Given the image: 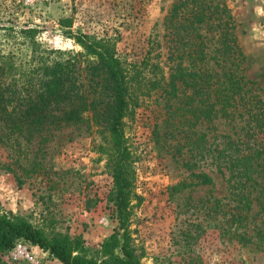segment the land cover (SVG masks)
<instances>
[{"label":"rangeland","instance_id":"1","mask_svg":"<svg viewBox=\"0 0 264 264\" xmlns=\"http://www.w3.org/2000/svg\"><path fill=\"white\" fill-rule=\"evenodd\" d=\"M224 1L245 57L242 74L264 99V0ZM176 2L0 0V57L8 59L0 63L13 65L7 82L22 79L41 57L51 65L65 61L68 52L83 55L76 39L80 35L108 44L128 80L119 146L108 131L92 124L65 127L45 143L40 138L30 145L19 140L23 146L13 150L0 145V216L22 217L48 238L77 240L72 255L95 264L122 257L119 237L114 247L103 248L117 226L107 199L120 149L129 182L127 225L138 264H264V225L256 215L258 208L250 212V219H256L238 230L229 229L227 218L218 223L215 217L221 215L215 214L211 198L229 196L228 174L219 173L210 161L201 163L212 182L196 184L198 179L183 165L187 155L174 151L177 142L166 133L170 63L165 18ZM245 121L246 117L230 120L218 114L196 131L207 132L209 142L219 143L225 135L241 143L247 141ZM17 158L26 169L34 162L44 176L28 179L14 163ZM17 242L55 260L37 245ZM3 259L0 254L4 263Z\"/></svg>","mask_w":264,"mask_h":264},{"label":"trees","instance_id":"2","mask_svg":"<svg viewBox=\"0 0 264 264\" xmlns=\"http://www.w3.org/2000/svg\"><path fill=\"white\" fill-rule=\"evenodd\" d=\"M165 24L170 63L165 123L166 133L177 142L174 151L187 155L183 165L198 179V185L212 182L202 172L201 163L210 161L219 173L228 174L229 196L211 198L215 214L221 215L215 217L218 223L223 224L227 218L224 222L229 229L238 230L257 207L256 215L264 225V99L242 74L245 57L225 1L177 0ZM76 39L84 49L83 55L68 52L65 61L51 65L41 57L18 81L7 82L13 65L6 60L0 63V145L13 150V146H23L19 140L30 145L40 138L45 143L53 132L84 124L105 129L114 137L115 145H120L128 100V80L122 64L105 42L82 35ZM80 57L85 59L81 61ZM218 114L230 120L246 117L247 141L235 143L223 135L219 143L209 142L207 132L196 131ZM115 157L113 189L107 201L113 205L117 226L103 248L114 247L115 237H119L122 257L114 256L110 263L100 264H138L127 225L131 208L123 165L125 153L118 149ZM19 161L17 158L14 163L28 179L44 176L34 162L26 169ZM15 177L19 183L23 181ZM20 240L37 245L60 264H95L83 255H72L77 240L48 238L22 217L0 216V254ZM0 264L6 263L0 260Z\"/></svg>","mask_w":264,"mask_h":264},{"label":"built area","instance_id":"3","mask_svg":"<svg viewBox=\"0 0 264 264\" xmlns=\"http://www.w3.org/2000/svg\"><path fill=\"white\" fill-rule=\"evenodd\" d=\"M2 256L5 257L3 260L7 264H49L48 258L42 257L34 247L23 242L15 243L2 253Z\"/></svg>","mask_w":264,"mask_h":264},{"label":"crops","instance_id":"4","mask_svg":"<svg viewBox=\"0 0 264 264\" xmlns=\"http://www.w3.org/2000/svg\"><path fill=\"white\" fill-rule=\"evenodd\" d=\"M49 264H60L58 261L55 260H48Z\"/></svg>","mask_w":264,"mask_h":264}]
</instances>
